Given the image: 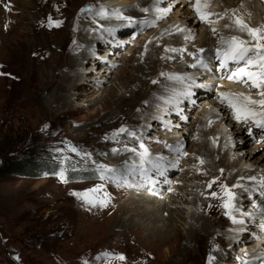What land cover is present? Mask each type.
I'll return each instance as SVG.
<instances>
[{
    "label": "rangeland",
    "instance_id": "rangeland-1",
    "mask_svg": "<svg viewBox=\"0 0 264 264\" xmlns=\"http://www.w3.org/2000/svg\"><path fill=\"white\" fill-rule=\"evenodd\" d=\"M228 1L229 3L226 4ZM212 2H217V0H210V3ZM217 3L220 14L226 13L223 18L218 19V21H224L223 27L224 23L233 25V13L243 17L251 27L264 25V0H218ZM101 6L110 13L107 18L104 17V21L97 20L100 16L97 15V11ZM105 7L104 0H0V73H4V75H0V141L2 142L0 154L5 151L6 155L3 156V154V158L11 155L15 158L21 156L29 158L31 155L35 159L34 161H51L61 165L57 172H48L44 177L18 178L9 176L0 181V264H85V261L87 264H209V256L217 258L212 264H221L220 258L223 260H221L223 264L249 262L250 256L247 250L252 245L233 247L229 243L225 231L233 225V221L225 215L226 209L221 207L222 201L214 198L212 193L220 194L221 184L232 188L236 196L243 188H250V190L254 188L260 192L263 188L260 187L257 178H263L264 171L259 168L260 171L253 174L256 180L251 177L232 181L231 172L221 174L216 170L220 166L219 159L212 170L206 162L200 164L197 158L204 145L194 129L189 131L187 127L183 131L185 124H181L184 121L180 122L183 118L178 121H169V124H165V128V117L162 118L163 123L162 120L155 122L151 124L153 128L149 130L144 128L146 126L140 127V124H145L144 119L147 116L160 114L159 111L164 104L162 96L166 95L169 90V86L166 85V90L161 82L168 79L167 76L171 73L182 70L185 64L196 62L193 56L188 53H197L201 46H205L203 49L213 48L211 50L221 48L220 39L231 36L225 34L223 30L227 27H220L216 33L206 34L210 28L208 24H205L201 34L199 27H194L192 24L193 27L190 26L188 30L195 28L194 33H190V35L189 31L186 33L182 31L183 34L180 38L168 41L172 45L171 48L186 49L187 51L183 52V55L163 50L162 45L157 44L155 49H157L158 56L156 60L158 76L154 80L157 83L151 81L147 87L158 101L150 103V99L139 100L137 120L131 122L132 112L130 111L128 120L123 121L124 115H120V117H116V120L114 119L113 124L105 127L103 126L105 124L101 126L98 121L108 111L118 105L120 107V97L115 94L112 98L109 97L108 103L101 102L102 91L113 88L112 85L115 83L112 81L111 84V80L116 76L122 75V79L125 81L132 78L138 62L140 63L146 56L144 52L148 48L147 42L153 35L152 33L158 32L164 25V21H168L165 24L170 21L169 19H160L152 25L137 24L138 29L134 31V38L130 37V39L121 38L123 35H128L129 32L127 27H124L117 35L124 42L123 48L118 50L117 46H112L115 53L107 50L111 46L99 45L98 48L103 50L99 49L98 52L101 55L100 63L91 69V65L94 66V63L92 64L94 60L90 61L92 58H85L82 67L84 77L77 80L72 77L74 81L72 82L79 84V87L70 95L72 105L70 107L63 106L60 99L65 95V91L61 89L68 85L71 78L62 76L73 65H68L66 61L70 56L79 55L81 51L87 50L85 40V35L88 33L87 28L96 39L99 36L98 32L104 26L119 28L121 25L127 24L126 21L115 18V15L112 14L113 10H108ZM84 9H91V11H82ZM148 9V12H143L144 16L151 15V9ZM114 10H119L124 16L132 17L136 21L144 18V16L137 18L134 14L129 15L126 8ZM152 11H154L153 8ZM211 18L216 20L218 17ZM148 20L151 19L148 18ZM50 21L61 23L59 27H55L50 26ZM133 29L131 27L130 31ZM172 32L178 33L179 31L175 29ZM189 35L192 39L185 38ZM234 35L248 39L245 33L239 32ZM213 39L216 43L212 41ZM89 50H87V57L88 54L93 53H90ZM118 53H120L119 58ZM93 55L95 56L94 53ZM169 57L171 58L169 59ZM110 58H113L112 60L118 58L112 68L114 71H110L113 78L110 81H105V85L100 89L91 86L90 82L95 78L103 80V70L101 72L99 70H101V66H107V61ZM120 59L122 61H119ZM130 67L133 68V71L128 70ZM189 67L186 68L191 69V66ZM74 68L76 69L74 73L80 69L78 66ZM161 73L168 75H161ZM99 76H103L102 79ZM115 86L119 95L128 89L116 84ZM200 93L203 92L200 91L198 96L195 94L197 97L195 102L201 96L203 97V95L200 96ZM170 94L169 97L172 96ZM54 95H57L58 100L53 99ZM96 96L98 98L95 99ZM92 97H94V104H92V100H89ZM183 109L187 118H190V115L194 113L187 112L184 105ZM152 115L149 117H153ZM174 121H177L175 125ZM131 123L132 125H130ZM158 123L165 131L168 129V131L172 130L173 134L178 135L179 133L180 137L184 135L189 137L183 142H181L183 139L165 140V133L159 132L157 128ZM154 125H157L156 128ZM11 127L21 128L19 129L21 133L9 132ZM121 128H126L136 135L130 136L125 132L116 139L109 138ZM13 140H18V142L14 143ZM193 141H196L197 145H194ZM246 141L247 151L251 152L255 145L262 146L264 144V135L258 132ZM141 143L148 150L146 161L159 162L165 170L170 169L166 166L167 162L175 164V168L170 169V178L166 180L168 184L166 192L162 194L151 190L146 192L141 190V187H139L140 190L136 188L133 179L126 177L127 163L118 164L110 156L112 153L115 155L128 154L129 161H139V153L143 152V149L140 148ZM220 144L225 149V141H220ZM170 145L172 147H169ZM177 146L182 147V152L172 150ZM250 146L252 147L250 148ZM72 148L77 149V152L71 151ZM114 149L117 151H113ZM128 149H136V151ZM263 151L256 150L255 152L259 155ZM183 152L189 156L183 155ZM85 154H90V156ZM242 155L246 156L243 152ZM159 157L164 159L157 161ZM184 157L186 161L182 162ZM1 158L0 156V164L2 163ZM229 158L231 163L228 161V165L234 173L233 169L236 170V165H239L238 159L235 156ZM244 159L245 157H243ZM180 162L183 163V167ZM101 165L116 169L120 179H100L101 173L98 166ZM83 169H88V173L93 177H76L74 180L70 177L69 172L75 174ZM61 172L64 173L67 182L60 178ZM177 173L180 174L177 176ZM243 173V170L239 172V174ZM213 180L216 183L209 188L208 184ZM236 184L242 185V187L233 188V185ZM98 187L102 188L97 193L100 198H104L107 194L106 206L99 204L93 206L73 195L74 192H86ZM169 190H175L178 194L170 192L168 197ZM193 194L196 195L193 196ZM178 196H183L186 199L189 204L187 209L183 208L185 204H181V199ZM133 198L135 200H132ZM142 198H147L146 201L152 207L160 208L164 220L174 216L173 212H181L185 219V225L180 221L174 222L175 217H172V221H170L175 225H182L180 229L183 231L189 228L191 217L197 214L201 221L207 220L210 223L215 233L212 237H205L202 243L193 241V244H188V253L184 252L183 247L186 246L184 240L179 241L180 244L175 249L178 250L176 253H169L168 244L164 243L167 238L162 241L156 240L151 231L152 227L158 229L160 228L158 226L162 225L158 222L160 216L157 215L158 221L154 220V216H147L143 207L139 205H143L142 202H139ZM166 199L170 205L168 202L164 203ZM251 204H257V200L253 199ZM235 205H238L236 201ZM234 214L235 211H233V216ZM148 217L153 220H148ZM98 220H100L98 226L92 228L91 225ZM129 221H133L135 224L130 225ZM257 224H259L258 221ZM197 228L200 229V226ZM252 231L257 232L256 226L251 228V234ZM169 233L172 236L175 234L171 227H169ZM159 235L163 238V234L159 233ZM102 253H109L111 256L110 258L97 259ZM120 255H123L125 259L115 258Z\"/></svg>",
    "mask_w": 264,
    "mask_h": 264
},
{
    "label": "bare ground",
    "instance_id": "bare-ground-1",
    "mask_svg": "<svg viewBox=\"0 0 264 264\" xmlns=\"http://www.w3.org/2000/svg\"><path fill=\"white\" fill-rule=\"evenodd\" d=\"M104 1H105V6H106L105 8H107L108 10L122 9V8L125 9L126 8V12L129 15L134 14V16L137 18H142L144 16V13L142 11H140L141 8H150L151 9V12H150L151 15L146 16L147 15L146 14L144 16V18H142L141 20H148V18H150L151 20H154V21H159L160 19H165V20L169 19L170 20L168 24H165V22H168V21H164V23H163L164 25L162 26V28L158 32L152 33L153 35L149 38V41L147 42L148 48L146 47L147 49H145V52H144L146 54V56L142 60L140 58L141 62L140 63L138 62L136 69L134 70V73L132 74V78H129L127 81H125L122 79V75H119V76H116L113 78L112 75L110 74V71H112V68L115 65L114 62H117V60L120 56V53H118V58H115L114 60H112L113 58L112 59L110 58V60L107 61L106 67H105V65L101 66V70H99V68H97V70H99V72H101L103 70L102 73H103L104 77L99 76V77H101V79L103 77V80H101V81L98 79L96 80V78H95V80H93L94 82L93 81L90 82L91 86H95V87H97V89H100V87H103V85H105V81H110V79L113 78L111 80V84H112V81H114V83L116 85L122 86L123 88H125V87L128 88L126 90V92L121 93L120 95H119L118 91L116 90L117 88H116L115 84L112 85L113 88L106 89V90H104L105 92L102 91L101 99H100L101 102L108 103L109 97L112 98V96H114L115 94H116V96L120 97V102H119L120 107L118 105L116 108L108 111V113H106L98 121L99 123H101V126H102V124H105L103 126L107 127L108 125L113 124V121H114V119L116 120L117 116L120 117V115H124L123 117L121 116L122 120L123 121L128 120L129 115H130L129 114L130 111L132 112V118H131L132 121L131 122L137 120L138 117L136 116V114L139 112V105H140L139 100L146 101V100L150 99V103L151 102L155 103L158 101V99L153 97L152 92L147 87L148 83H150L151 81H154L156 79V77L158 76V74H156L157 69H158V67L156 65V60L158 58L157 52H156L157 49H155L156 45L161 44L163 50L169 49V48H171L172 45H170L168 43V41L177 40L178 38H180L182 36L183 32L186 33L189 31L188 32L189 34L194 33L195 28L188 30V28L192 24H194V27L198 26L199 32L202 34L204 31L203 26L205 24H208V23L202 22L198 18L197 14L194 10V7H193V5L195 4V0H190V1L189 0H161L159 7H161V8L170 7L171 11L167 15H165L163 18H159V19L156 18V13L154 11H152V8H153L154 4L156 3V0H104ZM233 1H235V0H233ZM255 1H257V0H255ZM217 2H218V0H217ZM217 2L210 3V9H209L210 12L221 13L218 10V7L216 5V4H218ZM228 3H229V1L226 4H228ZM252 4H254V3L252 2ZM263 6H264V3H263ZM210 19H212V18L210 17ZM75 20H77V19H75ZM97 20L104 21V17L99 16L97 18ZM212 20H214V18ZM188 22H190V23H188ZM223 22L224 21H222V22L218 21L215 24H208V27L210 28V30H208L206 34H209L210 32H212V34H213V31H212L213 28H216L217 30H219L220 27H223ZM123 24H124V22H123ZM177 25L180 28L183 27V29H184V25H185L184 31L181 33H179V32L173 33L172 31L176 29L175 26H177ZM124 27H127L129 32L127 33L128 35H123L121 38H123V37H125L127 39H130V37L134 38V36H133L135 34L134 31L136 29H138V25L134 26L133 27L134 29L132 31H130L131 27L126 26V24L121 25V27H119V28L115 27V26H109V25L104 26V28L98 32L99 36L96 39L90 33L89 28H87L88 33L85 35V40H86V46L88 48H86V49L87 50L90 49L89 50L90 53L93 52L95 54V56L92 53V54H88L89 56L87 57V50L81 51L79 55L70 56L66 62L68 65L73 64L71 66L72 68H69V69L67 68L69 70L68 71L69 73L68 72L64 73L62 77H65V78L70 77L71 79L73 77V79H76V80L83 78L84 76H83L82 67L85 63V58H92L90 61L94 60V61H92V64L94 63V66L91 65V69H94L95 66L97 65V63H100V59H101V55H99L98 52H99V49L102 50V48H98L99 45L104 46V44H106V45L111 46L110 49H107V50H109L110 52L114 51V53H115V50H113L114 48H112V46H117L119 48L118 50H121L123 48L124 42H122L120 37L117 35H118V32L120 30H122ZM191 27H193V26H191ZM223 28H225V23H224ZM109 30H111V31H109ZM223 30H224L225 34L231 35V36H233L236 33H239V31L236 29L235 25H231V27H227ZM136 34H137V32H136ZM238 35H240V34H238ZM231 36H229V37H231ZM229 37H222V38L226 39ZM155 38H156V40H154ZM211 38H212V36H211ZM212 41L215 42V39H213ZM188 42H189V40H188ZM94 43H95V46H94ZM174 43H176V42H174ZM192 44H193V42H192ZM90 46H91V48H89ZM191 47H192V45H191ZM204 47L201 46L200 49H203ZM213 47H215V46H213ZM144 48H142V49L144 50ZM211 49H213V48H209V49L205 48V52L202 54L206 59H209V67L212 68L211 72L206 71L204 69H201L199 66H197L196 68L191 67V69L186 68L192 64V62H190L191 64H189V65L185 64V66L182 70H179L177 72H173L170 74V75L191 77L192 80L195 81V85H206V87H196L195 85L192 84V80L185 79L183 82H181L180 80L169 79L167 76L168 79H165L161 82V85L165 86V89H166V85H167V87L169 86V90L166 89L167 90L166 95H163V96L161 95L163 97L162 101L164 102V104L162 102H160L161 104H163L162 108L159 111L160 114L157 113L156 116H153L151 114L153 117H149L151 115L147 116L144 119L145 124H140V127L146 126L144 128H146V130L147 129L149 130L150 128H153V126L151 124H153L155 122H159V121L161 122V120L163 123L162 118L165 117V122H164V128H165V124L166 125L169 124V121H171V120H177L178 121V119L183 118L182 121H180V122L184 121V123H181L182 125L185 124L183 131L186 130V128L188 127L187 129L189 131L191 129H194L195 132H197V137H199V140L204 145V148L201 151L199 158L203 159V161L208 164V167L211 170L215 168L217 159H219L218 163H220V166L216 170L219 171L221 174H225L226 172H231L232 181H237L239 178H242V179L243 178H245V179L251 178V177H253V174L257 173V171H260L259 168H261L262 171H264V163H263L264 162V151L259 155H257V152H255L256 150H258V151L264 150V144H262V146L261 145H255V147L253 146L254 147L253 151L249 152V151H247L248 147L246 148V145H247L246 140L250 139L251 137L255 136L256 133L261 132V131L260 130L259 131L254 130L253 133H251V132H249V129H248L249 126L246 123L238 122L237 120H235L229 114L227 107L224 104H221L219 102L218 93L219 92H228V91L243 92L246 95H252V97L254 99H260V97L257 95L256 89L250 90L247 86H245L241 83L234 82L232 80H228L226 78L225 79H219L222 72L220 70H218L219 61H215V60L210 59L211 53L209 52V50H211ZM197 54L199 55L198 52H197ZM119 61H122V60L120 59ZM182 63L184 64V62H182ZM76 66L80 67V69H78V72L74 73V70H76L74 67H76ZM132 66H133V64H132ZM230 67H231V65H230ZM130 69L133 71V68L130 67L128 70H130ZM71 79H70L68 85L61 89L62 91H65V95H63L62 98L60 96V98H61L60 100L62 102V105L66 106V107H70L72 105V99H71L70 95H71L72 91H74L75 89H77V87H79L78 86L79 84L76 82L73 83L74 81H73V79L72 80ZM158 86H159V84H158ZM188 91H190L192 93L190 96L185 95V93ZM200 91L203 92V93H200V96L203 95V97L201 96L198 99V101L195 102V99L197 98L195 96V94L199 95ZM169 92H171L172 94H170ZM105 93H106V95H105ZM169 94L172 96L169 97L168 96ZM52 97H53V99H57V95H54ZM93 98L94 97H92V99H89L90 101L92 100L91 101L92 104H94ZM96 98H98V96H96L95 99ZM159 101H160V99H159ZM183 105L185 106V110L187 112H189V111L194 112L190 115V118L189 117L187 118V116L184 115ZM149 107H151V106L149 105ZM147 114H148V112H147ZM211 119H213V122H211ZM177 121H174V125H175V123H177ZM130 125H132V123ZM156 126L154 125L155 128H156ZM157 128H158L159 132L165 133V135H166L165 140L171 139L172 141H177V140L183 139L181 141V142H183V141H186L187 137H189L188 135H184V136L180 137L179 133H178V135L171 133L172 130L168 131V129H167V131H165L164 129H162V125L159 123H158ZM163 131H165V132H163ZM178 132H180V131H178ZM160 137H161V135H160ZM192 139H193V137H192ZM251 140H253V139H251ZM220 141H222V142L225 141V149H224L223 145L221 146ZM165 142L168 143L167 141H165ZM193 142H194V145H197L196 141H193ZM251 147L252 146H250V148ZM243 150H246V151L244 152ZM242 152L244 155L246 154V156H243ZM110 156H112L113 160L116 161L118 164L127 163L128 169H127V173L125 172L126 177H131L133 179L134 185L136 188L139 189V187H141V190L143 189L146 192H150V190H151L152 192H155L157 194H162V193L166 192L165 189H166V186L168 185L166 183V180L170 178L169 177V174H171L170 169L173 170L175 168V164H169V162L166 161L167 162L166 166L170 167V169L165 170V168H163V167L156 169L151 164L147 163V161H145L144 162V169L147 170V176L149 178V179H145V177L139 171V168L141 165L140 159H139V161H132V160L129 161L130 157L128 156V154L127 155H115L112 153V154H110ZM187 156H189V155H187ZM233 156H235V158L238 159V164H239V165H236V170L233 169L234 173L232 172V170L230 169V167L228 165L229 162L231 163V160H230V158L228 159V157H233ZM243 157H245L244 160H243ZM167 160H169V159H167ZM197 160H199V159H197ZM183 161H186L185 157L182 160V162ZM182 162H180V163H182ZM172 163H173V161H172ZM133 166H135V167H133ZM183 166L184 165L182 163V167ZM221 170H223V171L221 172ZM242 170L244 171V173L239 174V172ZM123 172H124V170H123ZM193 172H195V170ZM212 172H214V171H212ZM178 174H180V173H177L176 175L178 176ZM262 177L264 178V173H263ZM136 179L138 181H135ZM257 180L259 181L260 179L257 178ZM173 183H175V182H173ZM181 187H183V186H181ZM170 192L174 193V194L177 193V191H175V190H169L168 195H167L168 197H169ZM261 192H264V188L260 192H257L254 188H252L251 190H250V188H243L240 192L237 193L235 201L238 203V205H236V208L239 209V211H235L234 216H235L236 220L243 221V223H234L233 222L232 223L233 225L230 228L226 229V231H225L226 232L225 234L228 236L229 243H231V245L233 247H239L240 245H241V247H244L246 244L248 246L252 245V247L251 246L248 247V250H247V252L249 253V256H250L249 263H251V264H253V263H255V264L256 263H259V264L263 263L264 264V196L261 195ZM192 193H194V192H192ZM186 194H188V193H186ZM195 195L196 194H193V196H195ZM162 197H165V196H162ZM178 197L181 199V204H185V206L183 205L184 206L183 208L189 207L188 202L186 201V199L183 196H178ZM179 198H178V200H179ZM146 199L145 198L140 199L139 202H142L143 205H141V204H139V205L143 207L144 212L147 216H149V217L154 216L155 221H158L157 215L160 216L158 222H159V224L162 223V225H159L158 227H160V228H158V229H156L155 227H152L151 231H152V235L156 237V240L162 241V239L167 238V240H165L164 243L168 244V248H169L168 252L169 253H176L178 251L175 249L178 248V245L180 244L179 241L181 242L182 240H184L186 242V246H184L183 248H184V252L188 253L189 252L188 244H191V243L193 244V241H195L196 243H202V242H204L203 240L205 239V237H207V236L212 237L214 235L215 231H213V229H212L213 227L210 226V223L207 220L201 221V219L199 218V216L197 214H195L191 217V219H190L191 224L190 225L188 224L189 228L188 229L186 228V230L183 231L182 229H180L182 225L178 226L177 224L175 225V224H173V222H171L172 217H175V219L173 220L174 222L180 221L183 225H185V219L182 216L181 212H173V213H175L174 216L172 215V217L170 219L164 220L163 219L164 216H163L162 212H160L161 209L160 208L156 209L155 207H152V205L150 203H148L146 201ZM253 199L257 200V204H251ZM132 200H135V199L133 198ZM161 200H163V199H161ZM167 202H168L167 199L164 200V203H167ZM176 203H178V202H176ZM168 205H170L169 202H168ZM176 209H177V207H176ZM162 210H164V209H162ZM202 216H201V218H202ZM149 217H148V220L152 221L153 219H151ZM160 219H161V221H160ZM257 219H260V221H261L260 224H257ZM100 220H98V222H96L95 224L91 225V227L96 228L98 226V223H100ZM190 220H189V222H190ZM169 221H170V223H169ZM128 224H130V225L135 224V222L129 221ZM255 224L258 225L257 226L258 231L257 232L252 231V234H251V228ZM197 226H200V229H198L199 227L197 228ZM169 227H171L173 232L175 233L174 236L170 235ZM159 233L163 234V238L159 235ZM247 233H248V235H247ZM249 233H250V235H249ZM253 233H255V234L253 235ZM240 254H241V252H240ZM216 257H218V256H216ZM216 259L217 258H215V260ZM221 260L222 259L220 258V262H221V264H223V262H222L223 260L222 261Z\"/></svg>",
    "mask_w": 264,
    "mask_h": 264
},
{
    "label": "snow or ice",
    "instance_id": "snow-or-ice-1",
    "mask_svg": "<svg viewBox=\"0 0 264 264\" xmlns=\"http://www.w3.org/2000/svg\"><path fill=\"white\" fill-rule=\"evenodd\" d=\"M161 0H156V3L153 6V10L156 13V18H163L170 11V7L161 8L159 7ZM194 10L198 16V18L205 23L215 24L218 22V19L223 18L225 14L220 13H212L209 11L210 9V0H195V4L193 5ZM82 11H91V9H84ZM140 11L148 12V8H141ZM113 15L115 18L124 20L127 22L126 26L134 27L137 24L139 25H152L155 23L154 20H141L136 21L132 17L124 16L119 10H113ZM97 15L101 17L107 18L110 13L101 6V8L97 11ZM216 16L217 20H212L210 17ZM59 21H50V26L59 27ZM233 25H235L236 29L245 33L248 39H245L241 36L233 35L228 39L221 38L220 43L222 45L221 48H217L215 50H209L211 53L210 59L219 61L218 70L222 72L219 79H228L237 83H241L247 86L250 90L256 89L257 95L260 99H254L252 95H246L243 92H219L218 99L221 104H224L228 109L231 110L233 114V118L238 122H244L247 124H251L255 128L261 130V134L264 135V25L260 27H251L249 26L243 19V17L236 16L233 13ZM226 27H231V25H225ZM176 31L182 32L183 28H180L178 25L175 26ZM111 31V30H109ZM213 33H216L217 29H212ZM186 39H191V36L185 37ZM166 51L180 53L183 55V52L187 51L186 49H176L170 48L166 49ZM205 52V49H199L198 53H188L193 56L195 59V63L190 65L193 68L199 66L201 69L211 72L212 68L209 67V59H206L202 54ZM171 57H169L170 59ZM231 65V67H230ZM0 75H4V73H0ZM161 75H168L165 73H161ZM169 79L180 80L183 82L185 79L192 80L191 77H184L178 75H168ZM153 83H157V81H153ZM192 84L195 85V81L192 80ZM196 87H206V85H195ZM192 93L190 91L186 92L185 95L190 96ZM127 132L130 136H135L136 133L129 132L126 128H121L118 131L114 132L110 139H116L120 136L121 133ZM171 147V146H169ZM140 148L143 149V152L139 153L141 159V165L139 171L145 177V179H149L147 176V170L144 169V162L148 157V150L144 147L143 143L140 144ZM130 151L135 152L136 149H128ZM173 151L182 152V147L177 146L172 149ZM71 151L77 152V149L72 148ZM113 151H117L114 149ZM79 154V153H77ZM183 155H187L186 152L182 153ZM90 156V154H85ZM163 157L157 158V161L163 160ZM200 161V164H203V159L197 158ZM147 163L151 164L154 168L159 169L162 165L159 162L153 160H147ZM135 167V166H133ZM98 170L100 171V179H113L118 180L120 177L117 175L116 169L108 168L107 166L101 165L98 166ZM223 170H221L222 172ZM111 174V175H109ZM60 178L66 181L64 177V173H60ZM251 179L256 180V177H252ZM216 183L215 180L211 181L208 184V187L211 188L212 184ZM261 188H264V178H261L258 181ZM235 187H242V185L236 184L233 185ZM102 190L101 187L90 189L86 192H74L73 195L77 196V198L83 200L85 203L96 206L99 204L100 206L107 205V194H105L104 198H100L97 193ZM247 191V190H246ZM261 195L264 196V192H261ZM212 196L214 198H218L222 201L221 207L226 209L225 215H227L234 223H243V221L236 220L235 216H233V211H239L236 208L235 200L236 195L232 191V188H229L226 184L220 185V194L213 192ZM111 254L102 253L101 256H98L97 259L101 258H110ZM119 260H124L125 257L120 255L115 257ZM215 260L214 256H209V264ZM87 264V261H85ZM243 264H249L248 261H244Z\"/></svg>",
    "mask_w": 264,
    "mask_h": 264
},
{
    "label": "trees",
    "instance_id": "trees-1",
    "mask_svg": "<svg viewBox=\"0 0 264 264\" xmlns=\"http://www.w3.org/2000/svg\"><path fill=\"white\" fill-rule=\"evenodd\" d=\"M21 128L11 127V131L14 134H20ZM14 143H17L18 140H13ZM25 141V140H24ZM23 141V143H25ZM22 143V142H20ZM19 143V144H20ZM0 147H2V142L0 141ZM4 154V155H3ZM9 154V153H8ZM6 155L5 151L0 154L1 158V165H0V181L12 176V177H18V178H40L47 176L48 172H57L61 165L51 162V161H34L35 159L29 155V158H24V156H21L20 158H15L14 156H9L3 158V156ZM3 159V160H2ZM70 177L74 180L76 177H93L90 173H88V169H83L82 171H79V173L70 174Z\"/></svg>",
    "mask_w": 264,
    "mask_h": 264
},
{
    "label": "water",
    "instance_id": "water-1",
    "mask_svg": "<svg viewBox=\"0 0 264 264\" xmlns=\"http://www.w3.org/2000/svg\"><path fill=\"white\" fill-rule=\"evenodd\" d=\"M1 165V164H0Z\"/></svg>",
    "mask_w": 264,
    "mask_h": 264
}]
</instances>
